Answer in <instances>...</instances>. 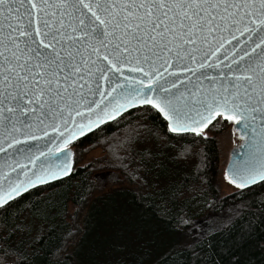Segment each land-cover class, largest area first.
<instances>
[{
	"label": "snow or ice",
	"instance_id": "1",
	"mask_svg": "<svg viewBox=\"0 0 264 264\" xmlns=\"http://www.w3.org/2000/svg\"><path fill=\"white\" fill-rule=\"evenodd\" d=\"M144 105L175 134L231 124L227 181L264 180V0H0V210Z\"/></svg>",
	"mask_w": 264,
	"mask_h": 264
},
{
	"label": "trees",
	"instance_id": "2",
	"mask_svg": "<svg viewBox=\"0 0 264 264\" xmlns=\"http://www.w3.org/2000/svg\"><path fill=\"white\" fill-rule=\"evenodd\" d=\"M149 108L132 109L73 143L69 177L0 210V264H264V181L221 194L215 135L223 125L175 134ZM96 147L135 187L94 196L96 173L106 166L76 162L78 152ZM233 201L242 203L236 218L187 242L195 220Z\"/></svg>",
	"mask_w": 264,
	"mask_h": 264
},
{
	"label": "rangeland",
	"instance_id": "3",
	"mask_svg": "<svg viewBox=\"0 0 264 264\" xmlns=\"http://www.w3.org/2000/svg\"><path fill=\"white\" fill-rule=\"evenodd\" d=\"M230 128H232L231 124L228 127H225L223 131L217 132L215 135L220 152L217 185L222 195H228L239 191L234 185L229 184L225 176L232 151L242 141L238 132H229ZM146 141L147 140H143V143ZM77 155L78 160L76 164L78 166H87L91 164L95 166H106V169H102L96 173L97 184L94 196L115 188L135 187L134 184H131L124 173L108 168V166L111 165V161L109 160L107 153L101 147L85 150L82 153L78 152ZM241 209L242 203L240 201H233L220 211L207 213L202 218L195 220L192 225L185 230V239L190 243L196 242L212 230L214 231L227 226L239 215ZM25 232H27V230H25ZM31 233L33 235L34 230H31Z\"/></svg>",
	"mask_w": 264,
	"mask_h": 264
},
{
	"label": "water",
	"instance_id": "4",
	"mask_svg": "<svg viewBox=\"0 0 264 264\" xmlns=\"http://www.w3.org/2000/svg\"><path fill=\"white\" fill-rule=\"evenodd\" d=\"M144 106H145V105H144ZM138 107H141V106H135V107H133V108H130V109L125 110V111H124L122 114H120L119 116H116L115 118H113V119H111V120H107L105 123L99 125L97 128L93 129V130L90 131V132H87V133L85 134V136H87V135L93 133L94 131H96L97 129H99L101 126H103V125H105V124H107V123H110V122L115 121L116 119H118L119 117H121L122 115H124L125 113H127L128 111H130V110H132V109H135V108H138ZM154 109H155V108H154ZM155 110L158 111L157 109H155ZM158 112H159V111H158ZM160 115L166 120V118L163 116L162 113H160ZM166 121H167V120H166ZM167 123H168V121H167ZM185 133H193V132L188 131V132H184V133H180V134H185ZM238 134H239V136H240V133H239V132H238ZM85 136H83V137H79L77 140L73 141L72 144L75 143L76 141H78V140L84 138ZM72 144H71V145H72ZM71 145H70V149H71V151H72V153H73V150H72V148H71ZM249 152H250V148H249V146H248V145L245 143V141L242 139L241 143H240V144H239V145H238V146L232 151L231 158H230L229 163H228L227 168H226V172H227L228 169L231 167V165L233 164L234 161H241V162H242V161L246 160V159L248 158V154H249ZM57 155H59V154H57ZM0 159H2V157H0ZM73 170H74V159H73V168H72V172H71L69 175L64 176V177H61V178L56 179V180H51V181H49V182H47V183H45V184H41V185L34 186L33 188H31V189H29V190L23 192L20 196L15 197L14 200H16L17 198H19V197H21L22 195L26 194L27 192L31 191L32 189H35V188H37V187L44 186V185H46V184H50V183H53V182H56V181H59V180H62V179H65V178L69 177V176L73 173ZM263 181H264V180H259V179H258L255 183H252V184L248 185V186L245 187V188H251V187H253V186H256V185L262 183ZM14 200H12V201H14ZM12 201H10L9 203H11Z\"/></svg>",
	"mask_w": 264,
	"mask_h": 264
}]
</instances>
